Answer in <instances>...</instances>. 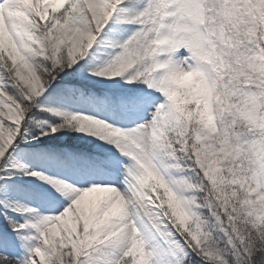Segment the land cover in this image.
<instances>
[{
	"label": "snow or ice",
	"instance_id": "snow-or-ice-1",
	"mask_svg": "<svg viewBox=\"0 0 264 264\" xmlns=\"http://www.w3.org/2000/svg\"><path fill=\"white\" fill-rule=\"evenodd\" d=\"M0 264H264V0H0Z\"/></svg>",
	"mask_w": 264,
	"mask_h": 264
}]
</instances>
